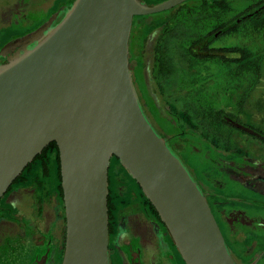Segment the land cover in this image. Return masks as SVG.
Instances as JSON below:
<instances>
[{
    "label": "flooded vegetation",
    "instance_id": "flooded-vegetation-1",
    "mask_svg": "<svg viewBox=\"0 0 264 264\" xmlns=\"http://www.w3.org/2000/svg\"><path fill=\"white\" fill-rule=\"evenodd\" d=\"M68 1L0 0V48L36 30ZM142 1L152 6L166 0ZM241 7L245 11L233 22L222 23ZM134 18L129 68L143 106L200 186L236 264H264V103L255 94L264 91L258 81L264 75V0H186ZM246 18H254L251 27L236 28ZM222 36L229 38L224 47L217 45ZM226 66L224 89L215 84V97L209 96L215 78L207 80L206 73ZM43 161L45 166L22 172L0 199V264L62 262L66 222L57 148ZM107 207L110 264H185L115 158Z\"/></svg>",
    "mask_w": 264,
    "mask_h": 264
},
{
    "label": "water",
    "instance_id": "water-1",
    "mask_svg": "<svg viewBox=\"0 0 264 264\" xmlns=\"http://www.w3.org/2000/svg\"><path fill=\"white\" fill-rule=\"evenodd\" d=\"M185 1L69 0L0 48V199L55 143L66 222L61 264H110L111 158L140 187L185 264H236L204 193L150 118L129 68L133 18Z\"/></svg>",
    "mask_w": 264,
    "mask_h": 264
},
{
    "label": "rangeland",
    "instance_id": "rangeland-1",
    "mask_svg": "<svg viewBox=\"0 0 264 264\" xmlns=\"http://www.w3.org/2000/svg\"><path fill=\"white\" fill-rule=\"evenodd\" d=\"M243 11H245L244 10V7H241V8H239L236 12H232L231 14H228L223 20H222V23L223 24H227L228 22H233V20L235 19V17H236V14L235 13H241V12H243ZM180 22H179V24H180V26H182V24H185V27H187V22H185V21H182V20H179ZM134 24L136 25L137 24V22H138V18H134ZM253 22H255L254 21V18H246V19H244V20H242V21H240L238 24H237V26H236V28H239V30H241V29H248V28H250L251 27V25H252V23ZM182 29H183V27H180V34H182ZM134 30H135V26H134ZM227 39H229L228 37L227 38H225L224 36H222V41L221 40H219L218 42H217V45H220V44H222V47H224V46H226V43H225V41L227 40ZM246 41H247V38L246 39H243V40H241V42H242V44H246ZM232 45H236V42H232L231 43ZM230 45V44H229ZM250 49L252 50V48L250 47ZM260 50H261V48H259ZM256 50V49H255ZM263 59H264V57H263ZM262 69H264L263 67H262ZM227 71H228V67L226 66V67H222V70H221V68H219V67H216V68H214V69H210L207 73H206V77H205V73L203 72V71H200V73H201V75H197L200 79H202V77H205L207 80H210V79H212V78H215V81H214V83L212 84V85H210V86H208V88H209V91H208V95L209 96H214V93H216L215 92V90H217V89H215V90H213V86L215 85V84H218L219 83V85L221 86V84H222V90L224 89V85H223V83L227 80L228 81V78L226 77V73H227ZM250 76V74L248 75V76H244L245 77V79L247 78V77H249ZM195 80V79H194ZM248 81H250V79H248L247 78V80H244L243 81V84H247V82ZM260 83H262V84H260V85H263V82H264V75L262 76V79H259L258 80ZM257 92H259V95H260V97H261V103H264V91H262V90H260V91H255V94H257ZM245 93V92H244ZM215 97V96H214ZM225 101V98H224V96L222 95V100H221V102L223 103ZM249 109H251L252 110V107H249ZM249 114H251L250 112H249ZM253 114V113H252ZM249 118H251V117H249ZM112 184H114V182L112 181ZM115 192H116V190H114Z\"/></svg>",
    "mask_w": 264,
    "mask_h": 264
},
{
    "label": "trees",
    "instance_id": "trees-1",
    "mask_svg": "<svg viewBox=\"0 0 264 264\" xmlns=\"http://www.w3.org/2000/svg\"><path fill=\"white\" fill-rule=\"evenodd\" d=\"M186 101L184 100V103H185ZM54 147H56V145H55V143H50L49 145H48V147H46L43 151H42V153H41V155H38L34 160H41L42 162H41V164H37L36 162H34L33 161V163H31V164H29L25 169H24V171L23 172H28L31 168H39V167H42V166H45V164H44V161H43V156H45V154L47 153L48 155L49 154H52V149L54 148ZM57 148V147H56ZM58 151V150H57ZM56 159V158H55ZM115 160H116V162L118 163V160L115 158ZM56 162V165L55 166H57V169H58V160L56 159L55 160ZM37 164V165H36ZM36 165V166H35ZM58 178H59V175H58Z\"/></svg>",
    "mask_w": 264,
    "mask_h": 264
}]
</instances>
